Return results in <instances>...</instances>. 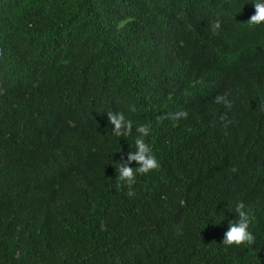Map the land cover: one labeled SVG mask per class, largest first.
<instances>
[{"label": "trees", "instance_id": "trees-1", "mask_svg": "<svg viewBox=\"0 0 264 264\" xmlns=\"http://www.w3.org/2000/svg\"><path fill=\"white\" fill-rule=\"evenodd\" d=\"M254 5L0 0V264H264ZM109 111L131 136L113 135ZM142 124L160 168L137 174L130 197L116 166ZM240 202L256 243L227 247Z\"/></svg>", "mask_w": 264, "mask_h": 264}, {"label": "clouds", "instance_id": "clouds-1", "mask_svg": "<svg viewBox=\"0 0 264 264\" xmlns=\"http://www.w3.org/2000/svg\"><path fill=\"white\" fill-rule=\"evenodd\" d=\"M255 12L249 18L247 24L249 25H259L264 24V0H255ZM211 30L214 34H218V30L221 28V22L217 19L210 25ZM0 58H2V53H0ZM214 103L223 104L228 110H231L233 104L227 98V94L217 95L214 98ZM135 112V106L130 109ZM108 122L112 126V133L117 137L127 138L132 135L133 132V122L127 119L123 112H107ZM188 112L180 111L172 114H165L158 119H187ZM226 116H222L221 120L224 121ZM230 123V122H229ZM137 135L135 138V150L127 153L126 159L122 155L121 161L117 163V181H123L129 188L128 196H133L134 192L131 190L133 185L136 183L137 174H149L152 171L158 170L160 164L153 153L152 148L148 143H146L145 138L150 135V126L139 125L135 129ZM136 163L138 167L133 168L130 165ZM232 171H236L235 168ZM236 216L238 219L233 220L229 223L227 231L223 235L221 244L227 247H241L244 245H254L256 243L255 237L249 227L252 219L254 217L250 214V210H246V206L243 202L236 205Z\"/></svg>", "mask_w": 264, "mask_h": 264}]
</instances>
